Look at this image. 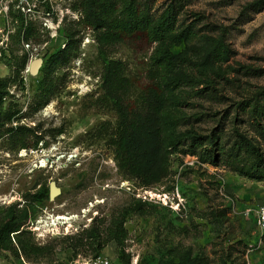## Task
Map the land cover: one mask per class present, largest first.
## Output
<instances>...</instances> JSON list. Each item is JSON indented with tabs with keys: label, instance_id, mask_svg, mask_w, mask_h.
<instances>
[{
	"label": "rangeland",
	"instance_id": "obj_1",
	"mask_svg": "<svg viewBox=\"0 0 264 264\" xmlns=\"http://www.w3.org/2000/svg\"><path fill=\"white\" fill-rule=\"evenodd\" d=\"M146 1L156 20L171 2ZM252 1L179 0L163 39L100 44L94 30L78 22L73 0H0V77L8 81L5 105L19 115L10 124L38 127L37 136L14 137L0 127V225L8 205L27 207L20 237L44 245L23 249L12 238L0 246V264H125L114 239L98 247L121 215L129 264H264V237L255 224L264 201V0L257 8L247 5ZM72 23L78 49L57 66L56 90L37 105L41 69ZM189 23L196 34L173 36ZM209 34L223 35L227 59L211 51L216 39ZM165 49L168 58L159 55ZM37 58L42 62L33 72ZM109 59L121 63L129 103H137L146 83L168 81L164 114L175 145L168 146V173L149 185L117 168L108 133L94 135L102 121L116 120L101 87ZM212 133L216 145L205 142L186 163L191 136ZM241 138L249 140L247 149L237 147ZM199 152L216 163L201 160ZM51 181L60 188L53 197ZM40 189L47 196L33 198ZM142 194L150 199L136 196ZM136 199L147 202L148 211L135 209ZM67 215L74 216L67 223L47 218Z\"/></svg>",
	"mask_w": 264,
	"mask_h": 264
},
{
	"label": "trees",
	"instance_id": "obj_2",
	"mask_svg": "<svg viewBox=\"0 0 264 264\" xmlns=\"http://www.w3.org/2000/svg\"><path fill=\"white\" fill-rule=\"evenodd\" d=\"M179 0H171L159 19H154L147 8V1L142 5L135 4L133 0H73L72 7L80 11L81 16L78 22L94 30L96 41L100 44L119 42L123 40L143 39L151 42L163 39L171 33L176 18V8ZM263 0H254L247 5L258 7ZM140 6V7H139ZM66 39L61 47L52 52L45 60L41 69L42 76L38 82V93L40 101L37 105L48 100L56 90L57 85L52 77L58 65L68 61L78 49L80 43L79 29L74 23L65 27ZM197 28L191 23L181 27L174 33L176 38H188L196 34ZM208 34V33H207ZM216 39L211 51H215L220 59H227L231 49L225 42L222 34L212 35ZM168 58L171 53L163 50L160 54ZM121 63L117 59H109L104 62L101 74V87L103 98L109 101L116 112L114 124L109 121H102L95 129V136H102L108 133V142L114 148V159L117 168L137 179L142 185H149L159 181L168 173V146L175 144L170 140L172 135L168 133L171 126L170 119L164 114L165 93L168 89L166 78L155 82H148L139 93L137 103H129L126 99L128 87L127 77L121 71ZM8 81L6 77H0V127L5 126L9 136L31 133L38 135L37 126H28L22 123L10 124L19 117L18 109L5 105V98L8 94ZM9 124V125H8ZM110 127V132L107 131ZM63 129L59 127L56 132ZM203 138V139H201ZM216 137L212 133L209 136L197 137L192 135L188 144L187 152L197 154V148L205 142L216 145ZM25 146L24 141L20 142ZM249 140L241 138L237 147L247 149ZM201 160H209L216 163V160L208 152L205 155L199 152ZM49 194V193H48ZM47 196L45 189H40L33 198L42 199ZM147 202L136 199L133 207L140 211H148L145 206ZM29 214L27 207L17 208L10 204L7 207L5 219L0 225V246L12 242V238L21 245V248H34L42 250L43 246L28 244L20 236L23 232V223ZM94 228V227H93ZM96 229V227H95ZM98 230V229H97ZM95 230V232L97 231ZM98 236L99 231L96 233ZM108 237L98 242V247H103L108 239H114L120 247V257L125 264H129L128 254L124 250V239L126 228L124 217L115 216L112 225L107 229Z\"/></svg>",
	"mask_w": 264,
	"mask_h": 264
},
{
	"label": "built area",
	"instance_id": "obj_3",
	"mask_svg": "<svg viewBox=\"0 0 264 264\" xmlns=\"http://www.w3.org/2000/svg\"><path fill=\"white\" fill-rule=\"evenodd\" d=\"M187 156H191V157H188L185 162L187 163V161H189V159H190V162L192 163L193 159H194V155L189 154ZM136 196L141 198V199H144V200L150 199V197L148 195H145V194L136 195ZM255 211H256L255 224H256L257 230L260 234V238H263L264 237V201H262L261 203H259L257 205ZM100 262H102V263H100ZM93 264H110V263L108 262L107 259H103L102 261H100V260L94 261Z\"/></svg>",
	"mask_w": 264,
	"mask_h": 264
},
{
	"label": "water",
	"instance_id": "obj_4",
	"mask_svg": "<svg viewBox=\"0 0 264 264\" xmlns=\"http://www.w3.org/2000/svg\"><path fill=\"white\" fill-rule=\"evenodd\" d=\"M42 62V59L41 58H37V59H34L31 63H30V69L31 71H36L37 68L39 67V65L41 64ZM60 191V188L53 182L51 181L49 183V186H48V193H49V196L50 197H53L54 195H56L57 193H59Z\"/></svg>",
	"mask_w": 264,
	"mask_h": 264
},
{
	"label": "bare ground",
	"instance_id": "obj_5",
	"mask_svg": "<svg viewBox=\"0 0 264 264\" xmlns=\"http://www.w3.org/2000/svg\"><path fill=\"white\" fill-rule=\"evenodd\" d=\"M74 216H58V217H53V216H48V220L50 221V224H56V223H63L69 221Z\"/></svg>",
	"mask_w": 264,
	"mask_h": 264
}]
</instances>
